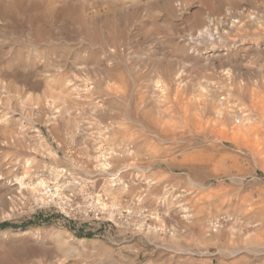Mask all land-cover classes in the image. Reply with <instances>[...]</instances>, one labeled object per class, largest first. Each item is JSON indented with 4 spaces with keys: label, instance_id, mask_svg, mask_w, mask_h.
<instances>
[{
    "label": "rangeland",
    "instance_id": "374dc122",
    "mask_svg": "<svg viewBox=\"0 0 264 264\" xmlns=\"http://www.w3.org/2000/svg\"><path fill=\"white\" fill-rule=\"evenodd\" d=\"M25 1L27 4L24 2V0L23 1H21V0H7V3H5V5H0L1 6L0 8L2 10H4V12H3L0 9V11L3 12V13L0 12V27L2 26V29H0V34H1L0 35V38H1L0 39V51H1L0 52V90H1L0 96H3V95L5 96L3 89H4V87L10 86V85H8L9 83H12L13 85H11V87H8L7 88L8 90H9V88L16 90L17 89L16 85H18V87L20 86L19 88L23 87V85L20 82H18V80L16 78L13 77V73L15 71L14 70V65H15L14 61L21 60L22 62H25V63L29 62L28 64H30V65H28L27 67L19 68L21 72L22 71H24V72L32 71L33 65H35V64L36 65L34 68H36V69H37L36 66H40L41 68L47 66V64L43 62V59H35L38 57L34 58L35 47L33 48V45H31L29 43V39L31 37H30V34L28 33V30L30 27H32V25L30 24L29 21H31V17H32L33 13L35 12L34 9L39 4L38 3H37L38 5L36 3L32 4V3H29V1H27V0H25ZM79 1H81L80 4H79ZM96 1H97L96 5L98 4V7H101V9H102L103 0H96ZM221 1L222 0H216V1L215 0H181V3L179 4L178 8L180 7L179 10H180V12H182V14L184 13V16L180 13L178 16L181 19H186L188 17L189 13H194L195 17L197 18V19H195V17H194V19H195L194 21L197 20L200 22V21L204 20V22L206 21V23H208L210 18L213 17V14H215L214 16H216V15H219L221 12L224 11L225 8L222 9L223 3L221 4ZM16 2H18V3L16 4ZM77 2L78 3H76V5H77L76 8H78V10L83 8V7H84L83 9L87 10V5L89 3H92V0H78ZM28 3L31 7L28 5ZM242 3H245V6L247 5L251 10H255V11L258 10V9H256L257 6H254L253 3L251 2V0H237V1L236 0H230V6L232 7V10H234V11L241 10L242 9V7H241ZM78 4L81 5V8L79 7ZM15 5L17 7L18 6H21V7H18V9H17V7ZM85 5H86V7H85ZM183 5H185L184 6L185 8L183 7ZM14 6L16 7V9ZM27 6H29V7H27ZM41 6H42V4H41ZM6 7L9 9H3ZM24 7L27 10H25ZM19 8H21V11ZM182 8H184V9H182ZM11 9L12 10L15 9V10L13 12H11V11H9ZM28 9H30L29 10L30 13L26 12V11H28ZM31 9H32V12H31ZM211 9L213 11H210ZM23 10H25V11H23ZM216 11H219V12L215 13ZM22 12H23V14H22ZM24 12H25V14H24ZM206 12H207V14H206ZM116 14L119 15V13H116ZM185 14H186V16H185ZM202 14H204L206 16L205 19H204ZM22 15H26V17L22 16ZM108 15L110 16L111 13H108ZM27 17H28V19H27ZM200 17H203V18H200ZM194 21H193V23H194L193 25L197 26V27L199 26L200 28L199 27L195 28L193 25L191 28L190 27L187 28L186 26H181L180 34L183 35V32L186 30L194 32V34H199L200 29L204 28L203 26H201V24L203 25V22L202 23L200 22V24L198 25L199 22L196 21L197 22L196 23ZM8 25H11V26H8ZM4 26H7V27L5 28ZM11 29L12 30L15 29V30L12 31ZM134 29L135 28H132L133 33L136 31V29L135 30ZM1 30H3V31H1ZM21 30H23V32H21ZM30 30L32 31L31 28H30ZM132 30H131V32L125 33L124 37L119 42V47L116 48V50L113 51V53L110 51H107L105 49V51H107V54H105L104 50H101V55L99 54V56L94 59L95 61L90 60V61H84V62L76 64V65H80L82 63L83 64L87 63L86 65H88L90 63L91 64L94 63V65L95 64L99 65L97 70L95 69L93 71H91V70L90 71L89 70L84 71L85 73L84 72L82 73V70L81 71H75L74 70L75 71L74 75H76V73H77L80 77H82L83 82L86 78L90 79L91 77L92 78L90 80L93 82L98 81L99 79L101 80L102 78L105 81H107V79L109 78L108 80L111 84L110 83H109V85L105 84L103 86V88L101 87V88L96 89V92L94 95V97H100V99H102V101L100 100L101 101V108L99 111L100 114H98V112L92 113L90 111L89 102H92L91 99H85L84 104H87V105H83L82 107H78L79 111L76 108L77 109L76 111H78L77 113L74 112L75 110H73L75 108H73V109L71 108L70 110L72 111V113H71V111H68V113H67L68 116L64 115V114H66V112H67L66 111L63 113V116H59L61 119L59 117L55 118V121L53 119L52 123L54 125H52V123L51 124L48 123V121H47L48 117H44V116H46L44 110H43L44 112L42 111V113H40V115L36 114L37 117L35 116V114H29L28 115V113H27V115L30 116L33 120V121L31 120L32 124L30 123L31 124L30 126H33L36 129L39 128L41 130L42 135L45 138V141L41 144H46L47 146L45 145V147H47V148H45L44 145L41 147V144L39 143L40 139L37 138V135L32 133V132L26 134V138H24L25 139L24 145L26 146V148L29 147V145H28L29 143H30V147H32V148H33V146H37L39 148V151H38L39 153L38 152L36 153L37 155L35 154V155L31 156V154H34L35 152L30 153L28 150H26L28 152L22 151V153L21 152L17 153L16 151H13L12 149H10V150L4 149L0 145V167H1L0 168V178H1L0 179V194H1L0 200H1V203L4 202L3 203L4 205L0 204V206H1L0 207V225H16V224L23 223L26 220L30 221L34 215L44 216L46 218V223L44 225L38 226L36 231L39 232L41 228H44L47 231L48 235L54 237V239H55V244H54V247L52 249V254L50 256L46 257L49 260L50 264H77V263L78 264H208V263L209 264H263L264 263V251L263 252L260 251V253H259L256 246L258 247V246L264 244V237H263L264 236V222H262V221H264V219H263V216H264V214H263V212H264V210H263L264 209V162H263L264 152L263 151L264 150L263 149L261 150L260 146L252 145V143L249 141V139L247 140V138H249V137H247L248 134H246V129H245V135L239 136L235 139L234 138L232 139L230 137L232 136L231 128L232 127L236 128L239 126L240 119L244 115L243 112L245 110L247 111V112L246 111L245 112L248 113L252 109L251 110L252 111L251 116L253 117V121H250V122L246 121V125H249L251 122H253L251 124V126H253V125L256 126L259 124V123H257V121H259L261 119L259 116L256 115L257 110L260 111V109H258V108H256L257 110L254 109L255 107H253V104L250 102L249 99H251L253 97L254 98L258 97V98H255V101L257 99L258 100L263 99V101L260 102V104H261V106H262V104H264V92L262 91V90H264V82H263L264 81V75H262V74H264V63H263L264 62V52H263L264 51V17L262 19L261 24L255 23L254 25H251V26L248 25L245 27H241L238 29L237 32H234V33L229 32V33L223 34L218 29L214 28V26L212 29L211 28L206 29V31L209 30L210 33H209V31L204 32V35L201 37V39H202L201 44H199L197 46L195 45L196 47H194V50L191 51V53H190V55L192 56L191 60H180L181 59L180 57H178L176 59V57H173V56H164L163 58H161L160 56L153 54L152 49L157 46L156 43H152L151 47H149L148 44L147 43L145 44V42H142V40L143 41H149L150 39L153 40L154 36H155V38L157 37V34H158L157 30L153 29V31L146 33V35L141 39H138L136 36H133ZM211 30H212V32H211ZM11 32H13V34ZM16 32H18V33H16ZM4 33H6V35ZM246 33L250 34V35H247ZM2 34H3V36H2ZM217 34H218V36H217ZM7 35H9V36H7ZM27 35H28V37H27ZM231 35H232V37H231ZM245 35H247V38H244V37H246ZM147 36H148L149 40H148ZM149 36H152V38ZM221 36H223L222 37L223 39L221 38ZM249 36H251V37H249ZM3 37L5 39H3ZM219 37L223 41H221L220 39L218 40ZM177 38L179 39V37H176V39ZM211 38H212V40H211ZM235 38H237L238 40ZM6 39H8V40H6ZM164 39H173V38L171 36L170 37L165 36ZM20 40L21 41L24 40L23 41L24 43L21 42ZM240 40L242 42H240ZM14 41H15V43H14ZM211 41L212 42L216 41V42H218V44L221 45V47H223V50L220 53L221 55L217 56V57H212V58H204V56H203L205 53L204 49L206 48L207 44L211 43ZM226 41H228V42H226ZM219 42H222V44H225V45H222ZM182 43L186 47L189 46L188 48L191 49V46L186 45L185 41H183ZM231 43H232V45H230ZM234 44H236V47H234ZM18 47L20 50L18 49ZM224 47H228L229 49L231 47H233V49L231 48L233 53H231V54L228 52H227L228 54L223 53ZM236 49H237V51H236ZM27 50H30V51H27ZM5 51L6 52L10 51L11 53L7 52V55H6ZM234 51H235V53H234ZM149 52H150V54H149ZM250 52H251V55H250ZM29 53H30V55H29ZM11 54L12 55L14 54L17 56H14V55L12 56ZM23 54H24V56H23ZM102 54L103 55L105 54V55L103 56ZM232 54H234L235 56H240V57L244 58V61H245L244 63H247L249 65H246V66L243 65L242 66V65L237 64V66L236 65L233 66V64L231 63V59H230L233 56ZM4 55H5V57L2 58ZM225 55H227V56L225 57ZM22 56H23V58H22ZM197 57H198V59H197ZM11 58H12V60H11ZM155 58H156V62H155ZM162 59H163V61H162ZM34 60H36V63ZM261 60H262V62H261ZM32 62H34V63H32ZM37 62L38 63L40 62V63L38 64ZM140 63H142V64H140ZM147 63H148L147 66H149V68L147 66L145 67V65ZM43 64H44V66H43ZM102 64H104V65H102ZM178 64H179V66H177ZM260 64L262 65L261 67H263V69L262 68L260 69ZM160 65L162 66V68L160 67ZM103 66H104V68H103ZM151 66H152V68H151ZM252 66H253V68H251ZM118 67H119V70H118ZM122 67H123V69H121ZM146 68H148L149 70ZM180 68H181V70H180ZM222 68H224V69L221 70ZM105 69H106V71H105ZM177 69H178V72H177ZM71 70H69V71L73 72V69H71ZM115 71H116V73H115ZM119 71H121L122 73L121 72L119 73ZM142 71L145 72L146 74L145 73L143 74ZM156 72L158 74H156ZM166 72H167V74H166ZM244 72H245V74H244ZM11 73H12V75H11ZM159 73H160V78H159V76H157V75H159ZM61 74H63V73L61 72ZM85 74H87V75H85ZM100 74H102L103 77ZM121 74H123V75H121ZM125 74H127L128 77ZM176 74H178V76ZM234 74H235V76H234ZM115 75H116V77L118 76V78L114 77ZM119 75L123 79L118 81V79H120ZM161 75H162V77H161ZM124 76L126 77V79L127 78L128 79L126 80ZM150 76L151 77L153 76V77L151 78ZM156 76L158 77V81H157ZM168 76H171V77H168ZM166 77H168V78H166ZM110 78H111V80H110ZM114 78L117 80L112 81V79H114ZM163 78H164V80H163ZM233 78L236 81V83L233 80ZM140 79L141 80L143 79V81H141ZM150 79H151V81H150ZM168 79H170V80H168ZM128 80H129V83L127 82ZM167 80H168V82L170 81V83L168 84L169 87H167L168 85H166L168 83ZM138 81H141V83H138ZM212 81H214V82H212ZM227 81L229 84L227 83ZM116 82H117V84H116ZM145 82L147 83L146 84L147 87L145 86ZM158 82H160V86H159L160 89H158V88L156 89L155 86H153V85L158 84ZM218 82L220 84H218ZM154 83H156V84H154ZM243 83H244V87H243ZM254 83H255V85H254L255 87L252 86ZM139 84H140V86H139ZM222 84H224V85H222ZM112 85H113V87H112ZM171 85L172 86L175 85V86L171 87ZM212 85H214L215 87L214 86L212 87ZM226 85H227V87H226ZM258 85H259V87H258ZM12 86H15L16 89L12 88ZM115 86H117V88ZM151 86H153V88H155L154 89L155 92ZM216 86H217V88H216ZM118 87L120 90L118 89ZM142 87L144 88L143 90H142ZM214 88H215V90H214ZM232 88H235V89H232ZM244 88H245V90H244ZM111 89H113V90L116 89V90L113 91ZM150 89H151V92H150ZM218 89H221V90H218ZM250 89H253V92ZM148 90H149V94H148ZM225 90H227V91H225ZM231 90H232V92H231ZM242 90H244L243 93H242ZM117 91H119L121 93H119ZM221 91H225V92H221ZM123 93H124V95H123ZM155 93H156V96H155ZM239 93L240 94L242 93V94L240 95ZM151 95L153 96V98L151 97ZM219 95H220V97H219ZM109 96H110V98H109ZM139 96L141 99L139 98ZM159 96L162 98L159 99ZM237 96H242V97L240 99V97H237ZM232 97H233V99H232ZM224 98H226L225 99L226 101L224 100ZM5 99H6V96H5L4 100ZM115 99H116V101H115ZM231 101H233V102H231ZM113 102H115L116 104ZM212 102L214 104H217V105H213ZM228 102L231 104H229ZM247 102L249 103V105ZM238 103H240L241 106H240V104L237 105ZM223 104H225V105H223ZM116 105H117V107H116ZM228 105H229V107H228ZM230 105H232V106H230ZM85 106H87V107L85 108ZM219 106L223 110V111L221 110L222 112L221 111L219 112L220 115H219V113H216V112H218V110H220ZM222 106H223V108H222ZM114 107H116V108L113 109ZM140 107H142V108L140 109ZM215 107H217V111L215 110L216 109ZM246 107H248V108H246ZM138 108H139V110H137ZM119 109H120V111H118ZM233 109L235 110V113H234ZM254 110H256V111H254ZM155 111L157 112V114H155ZM200 111H201V113H200ZM251 111H250V113H251ZM105 112H106L107 116L105 115ZM197 112H198V114H197ZM208 112H209V114H208ZM78 113H80V115ZM123 113H124V116H123ZM70 114H71V117L69 116ZM116 114H118V115H116ZM161 114L163 115V117ZM212 114L213 115L215 114V116H213V117L210 116ZM89 115L92 116L93 119ZM158 115L160 117H158ZM175 115H176V117H175ZM194 115H195V117H194ZM226 115H228V117ZM238 115L239 116L242 115V116L240 118H238ZM72 116L73 117L78 116V118H80V116H81V118H80L81 120H79L77 117L73 118ZM99 116H100V118L98 119ZM108 116L109 117L111 116V117L109 118ZM216 116L218 118H215ZM230 116H232V117H230ZM63 117H65V118L63 119ZM83 117H84V119H83ZM196 117H197V119H196ZM221 117H223V120ZM69 118H70L71 124H69V121H68ZM94 118H95V120H94ZM106 118H107V120H106ZM224 118L225 119L227 118V120H225ZM228 118L230 119L229 123H228V120H229ZM43 119L45 120V122L43 121ZM75 119H76V123H75ZM103 119H105V120H103ZM216 119L218 121V125H216L217 124ZM8 120L11 122L9 126H11L13 128L17 127L19 125V121L16 120L15 115L12 117H9ZM89 120H91V121H89ZM98 120H101V122L102 121L103 122L99 123ZM231 120H232V123H231ZM254 120H256V123L254 122ZM61 121H62V123H61ZM72 121H73V123H72ZM105 121H107V122H105ZM114 121H115V123H114ZM166 121H167V123H166ZM196 121L200 122V123L202 121L203 122L211 121V122L215 123L217 128L215 126L214 131H213L214 134L212 133V136L213 135L214 136L212 137L210 135L211 133L209 131L203 132V129L202 130L198 129L199 127H196V125H197ZM225 121L228 125L232 124L231 127L228 126L225 123ZM55 122L58 125L55 124ZM80 122L82 123L81 125L85 124L82 126L83 128L81 127ZM89 122H90V124H89ZM157 122H159V123H157ZM178 122H180L181 124ZM183 122H184V124H183ZM247 122H248V124H247ZM66 123L68 125V126H66V131L68 134L65 131ZM135 123H136V125H135ZM195 123H196V125H195ZM234 123L236 125H234ZM62 124H63V126H62ZM137 124H139V125H137ZM59 125H61L62 128ZM77 125H78V127H80L78 135L76 133V131H77L76 128H78ZM111 125L115 129H111L112 128ZM178 125H179V128H178ZM180 125H181V128L183 127L182 130H180L181 129ZM189 125L190 126L192 125V128H191L192 130L190 129ZM72 126H73V128H72ZM84 126H85V128H84ZM115 126H117V127H115ZM153 126H154V128H153ZM160 126H162V128ZM193 126L196 127V129ZM69 127H71V128H69ZM133 127H134V129H133ZM164 127H165V129H164ZM48 128L50 130H53L51 128H55L56 130L57 129L58 130L57 131H55V130L49 131ZM100 128H102L101 131H100ZM108 128H110V129H108ZM228 128H230V129L228 130ZM68 129H70L69 132H68ZM96 129L98 132L96 131ZM104 129L105 130L107 129L108 131H105ZM157 129L159 130V132ZM178 129H179V131H178ZM155 130H156V132H155ZM188 130L191 131L192 133L189 132ZM63 131H65V132H63ZM110 131L114 132L115 134L113 135L111 133V136H110ZM59 132L62 133L61 138L59 137L60 136ZM71 132H73V133H71ZM194 132L195 133L198 132V134L196 135ZM228 132H229V134H228ZM100 133L102 134V136ZM159 133H160V135H159ZM189 133H191V134H189ZM201 133H203V134H201ZM31 134L34 136H31ZM71 134L73 135L74 139L72 138ZM105 134H107V135H105ZM219 134H220V136H222L223 140L225 139V142H226L225 144H223V142H222L223 140L221 139ZM223 134H224V137H223ZM170 135H171V137H170ZM216 135H217V137H216ZM83 136L85 137L84 138L85 140L82 138ZM159 136L160 137L162 136V137L160 138ZM227 136H229V138ZM57 137H59V138H57ZM166 137H167V139H166ZM55 138L58 140H56ZM78 138H80V139H78ZM147 139H149V141L151 140L152 143H150ZM184 139H186V140H184ZM237 139L238 140L240 139V140L238 141ZM79 140H80V143H79ZM188 140H189V142H188ZM242 140H244L245 143ZM154 141L157 144L156 145L157 147L155 146ZM181 141H183V143ZM235 141H238V142L241 141L242 144L238 143V142L235 143ZM36 142H38V144ZM75 142H77V143H75ZM148 142H149V144H148ZM175 142H177V143H175ZM192 142H194L193 145H192ZM207 142H209V143L211 142L210 143L211 146ZM26 143H27V145H26ZM81 143H84V145ZM123 143H125V144H123ZM162 143H163V145H161ZM188 143H189V145H188ZM198 143H200V144H198ZM201 143H202V145H201ZM217 143H218V145H217ZM78 144L79 145L81 144V146L79 147ZM122 144H123V146H122ZM126 144L128 147L126 146V148H125ZM181 144L183 147L181 146ZM183 144L186 146H184ZM203 144H204V146H203ZM205 144H207V145L205 146ZM248 144H249V146H248ZM101 145H103L104 147ZM117 145H119V146L117 147ZM97 146L102 148L103 150H105V152H107L106 156L108 157V161H109V164L106 165L105 170H102V172L98 171L100 168V165H97V162H96L97 158L95 156L96 155L95 152L99 151V148ZM153 146H155L156 148ZM176 146H177V148H176ZM213 146L215 147L216 150L214 149ZM121 147H122V150L124 152H128V153L123 154L124 152L121 150ZM184 147H187V148L184 149ZM202 147L204 148V151H203ZM210 147L211 148L213 147V149H210ZM221 147L223 148L222 150H221ZM250 147H251V149H249ZM83 148L86 151L82 150ZM116 148H118V149H116ZM129 148L133 151H131ZM218 148H219V152L217 151ZM246 148H247V150H246ZM41 149H42V152H41ZM46 149H48V150H46ZM71 149H73L74 151L76 150L74 152V154L79 153L80 155L79 154L73 155V153H71L73 150H71ZM89 149H90V151H89ZM126 149L127 150L129 149V150L126 151ZM168 149H169V151H167ZM177 149H179V150H177ZM192 149H194V150H192ZM199 149H201V150H199ZM225 149H226V151H223ZM43 150H44V154H43ZM252 150H254V153ZM177 151H179V153ZM213 151H215V153H213ZM232 151H234V152H232ZM258 151L260 154L258 153ZM202 152H204V153H202ZM255 152H256V155L258 154L257 156L255 155ZM15 153L18 154V156H19L18 158H17V155ZM23 153H24V155H23ZM161 153L162 154L164 153V154L161 155ZM170 153H172V154L174 153V154L171 155ZM220 153H223V154H220ZM232 153L234 155H232ZM177 154H178V156H177ZM182 154H183V156H182ZM186 154L188 155V157ZM239 154L242 156H240ZM28 155H30V156H28ZM71 155L74 157H72ZM120 155H122V156H120ZM220 155L222 156V160L228 156L229 158L228 157L227 158L229 159L228 161H230V162L227 161V158L224 159L225 161L224 160L219 161V160H221ZM13 156H16V157H13ZM67 156L68 157L70 156V157L68 158ZM94 156H95V158H94ZM162 156H163V159H162ZM189 156H191L190 158H192L191 159L192 161L190 160ZM192 156H194V157H192ZM217 156H218V158H217ZM262 156H263V158H262ZM202 157H204L205 159ZM252 157H253V160H252ZM256 157L258 159H256ZM16 158H17V160H21L20 161L21 164L26 162V160H29V159L33 160V162H32L33 165L28 170H30V174L34 180L37 181L38 179L40 180L41 178L45 179L46 183L49 185V187H48L49 193H50V191H51V193H52V191H55V181H56L55 177L59 173H61L59 175L66 182L59 186V191L70 192V194H72L70 196L73 200L71 199V201L66 204V202H64V201H59V200L53 201V200H51V197L48 196L49 194L44 195V196H47L48 198L47 197L46 198L40 197V198L35 199L32 196V194H30V193L28 195L29 198H27L28 196H26L28 193L21 194V198H19L20 197L19 193L18 194L10 193L9 190L7 189V186L5 183V182H7L8 178L10 177L9 175L10 174L12 175L13 172L16 173L18 170L20 172L23 171L20 163L16 164ZM182 158L187 160L186 164H185L186 160H184V162H182L183 161ZM197 158L198 159L201 158L202 160L200 159L198 161ZM234 158H236V160ZM176 159H178V161H176ZM203 159L205 160V162ZM241 159H243V160H241ZM10 160H11V162H15L14 164H16V165L11 164ZM170 160H172V161H170ZM174 160L177 163H174L175 162ZM208 160H210V161H208ZM34 161H35V163H34ZM93 161H94V163H93ZM215 161H216V164H215ZM251 161H252V163H251ZM259 161H261V166L259 165L260 164ZM226 162H227V164H226ZM236 162L239 163V165ZM253 162H255V163H253ZM89 163H90V166L88 165ZM92 164L94 165V167ZM214 164H215V166H214ZM253 164H255V165H253ZM262 164H263V166H262ZM128 165H129V167H128ZM218 165H219V167H218ZM227 165H228V167H227ZM235 165H236V167H235ZM244 165H245V167H243ZM259 166H260V168H259ZM119 167H121L120 169L122 170L121 178L123 177L121 180V183L116 187H111L112 189L108 188L107 187L108 186L107 180L109 181L111 177L113 178V173L117 172ZM95 169H96V172H95ZM204 169H206V170H204ZM233 169H234V172L232 171ZM52 170H54V172ZM59 170H60V172H59ZM216 170H217V172H216ZM237 171H238V173H237ZM239 171H240V174H239ZM55 172L57 174H55ZM235 172H236V174H235ZM193 173L195 174V176ZM197 173H199L200 175L202 174L203 176H199ZM196 174H197V176H196ZM237 174H239L241 177ZM191 176L194 178V180L192 179ZM229 176H232V177H229ZM92 180H94V181L92 182ZM189 180H191V181H189ZM132 181H136V183L134 184V183H132ZM194 181H196V182H194ZM199 181H201L202 183L201 182L199 183ZM125 185H127V187H125ZM199 185L201 187H199ZM1 186H3V187H1ZM185 187L188 190H186ZM6 190H8V191L6 192ZM183 190L186 192H183ZM180 191H181V193H180ZM145 192H147V195H145ZM184 193H186L187 195ZM116 194H117V196L114 197ZM99 195H100V197H102V199L109 202L108 203L109 206L107 205L109 207V209L111 208L110 207V200L112 198H114V199L116 198V200L119 201L121 209H122V212H118L120 214H117L119 219L117 218V216L115 217L117 219H114V218L111 219V217L108 216L107 212H105V214H94V212L92 210V212H90V213H93V214L89 213V215H85L83 213L84 204L85 203L87 204V203L91 202L92 200L96 201L98 199ZM8 196H9V199H8ZM187 196H189V197H187ZM3 198H5V201L3 200ZM13 198H15L14 203L10 201L11 199L13 200ZM2 200H3V202H2ZM157 200L160 202H157ZM121 202H123L122 205H121ZM258 202H259V204H258ZM5 204L9 205V209H8L7 205H6L7 210L5 209ZM162 204H164V205H162ZM195 204H196V206H195ZM256 204L259 207L256 206ZM181 206H182V210H181ZM161 207L163 209H161ZM253 207H254V212H256L255 214L252 210ZM72 208H74V210H76V211H71ZM259 208H261V209L259 210ZM4 209L9 213L4 211ZM135 209H137L138 212L135 211ZM185 209H188L191 211V216L189 219H185L182 216L184 213L183 211ZM2 210H3V212H2ZM130 210L131 211L134 210V211L131 212L132 213L131 215H128L130 213ZM140 210L143 211L145 214H149V215L152 212L155 217L147 219L148 220L147 221L146 218H142V216L140 214L138 215ZM196 210H197V213H199V214L195 213ZM262 210H263V212H262ZM181 211H182V213H181ZM250 211L253 212L254 216H256L257 213L259 216L261 215L263 220L261 219V217H260V219L256 218V217H258V215L256 217H253V214ZM259 211H261V212H259ZM134 212H136V213H134ZM163 212H165L164 213L165 215L163 214ZM249 212L252 215L251 218H248L250 216ZM2 213H4L6 216H4V214H2ZM176 213H177V215H176ZM7 214H10L9 215L10 217ZM192 214L195 215V217L198 219H196L194 216H192ZM127 215L129 218L127 217ZM197 215H198V217H197ZM226 215H228V217L230 219L229 218L227 219ZM253 218L256 220H254ZM173 219L174 220L176 219L178 221L175 220V222H173ZM206 219H208V220H206ZM215 219H218L217 221L221 220L222 226L219 227L218 230H216V228H214V230H215L214 231L210 227H211V224L216 222ZM236 219H237V221H236ZM250 219H251V221H250ZM144 220L148 223H151V224L158 223V224H162L164 226L166 225L167 229L165 226L164 233H159V234H156V233H150L149 234V233L143 232L142 230L139 229V227H140L141 223L144 222ZM202 220L204 222H202ZM247 220L249 221L248 225H247ZM253 220H254V223L256 221H258L256 223V225L254 224V226H255L254 228L252 226ZM207 221H209L211 224ZM211 221H213V222H211ZM241 221H242V224L239 223ZM243 221H245V222H243ZM259 221H261V222H259ZM170 222H171V224H175V223L176 224L173 226L170 224ZM200 223H201V225H200ZM178 224H179V226H178ZM193 224H194V227H193ZM257 224L261 225V226L259 227ZM172 226L175 227V230L173 229ZM256 226H257V230H255ZM243 227H244V229H243ZM171 228H172V230L170 231ZM205 229L208 231L210 230V231L208 232ZM248 229H249V231H248ZM173 230L175 233L172 234ZM250 231L255 235L251 234L250 238L252 240L249 239L251 241H248L247 235H249V234H246V232L250 233ZM256 231H259V232H256ZM204 232H205V234H204ZM201 233H203L204 236L207 234L206 235L207 237H209L211 239L213 238V239L210 241L209 238H207L208 239L207 240V239H205V237L203 235H202L203 236V238H202ZM2 234H3L4 238L7 239L8 231L6 229L3 231ZM174 234H175V236H174ZM238 234H240V235H238ZM244 234H246V235L244 236V238H242ZM256 235L257 236L260 235L261 237L260 236L259 237L261 239L263 238V240H260V238H258ZM252 236H254V239ZM71 238H73V239L70 240ZM214 238H216V239H214ZM238 238H239V241H238ZM205 240H207V241H205ZM252 245L255 249L252 248ZM247 248H250V249H247ZM251 249H253V251ZM230 251H233L234 254Z\"/></svg>",
    "mask_w": 264,
    "mask_h": 264
},
{
    "label": "bare ground",
    "instance_id": "6f19581e",
    "mask_svg": "<svg viewBox=\"0 0 264 264\" xmlns=\"http://www.w3.org/2000/svg\"><path fill=\"white\" fill-rule=\"evenodd\" d=\"M21 1H23V0H21ZM27 1H29V0H27ZM78 1V0H77ZM216 1V0H215ZM237 1V0H236ZM13 2V1H12ZM24 2L26 3V1L24 0ZM23 2V3H24ZM87 2V1H86ZM85 2V3H86ZM90 2V1H89ZM97 2V1H96ZM241 2V1H240ZM251 2L253 3V5L254 6H257L256 7V9H258L257 11H255V10H251L247 5L245 6V3H242L241 4V7H242V9L241 10H237V11H234V10H232V7L230 6V0H222L221 1V4L223 3V7H222V9L223 8H225L224 9V11L223 12H221L219 15H216V16H214L215 14H213V17H211L210 18V20L208 21V23H206V21L204 22V20L203 21H200L201 23L203 22V25L201 24V26H203L204 28H202V29H200V31H199V34H194V32H192V35L193 36H195V37H197V41L196 42H194L193 44H188L185 40V43H186V45H194V44H196V46L197 45H199V44H201V37L204 35V32L206 31V29H212L213 28V26H214V28H216V29H218L221 33H223V34H225V33H229V32H237L238 31V29L239 28H241V27H245V26H248V25H254L255 23H258V24H261L262 23V19H263V17H264V0H251ZM18 2H16V4H17ZM78 3V2H77ZM81 3V1H79V4ZM184 3V2H183ZM197 3V2H196ZM220 3V2H219ZM10 4V3H9ZM12 4V3H11ZM14 4V3H13ZM27 4V3H26ZM33 4V3H32ZM37 4V3H36ZM39 4V5H38ZM37 5L38 6H36V8L34 9L35 10V12L33 13V15H32V17H31V21H29L30 22V24L32 25V27H30L31 29H32V31L30 30V28H29V30H28V33L30 34V39H29V43L31 44V45H33V48L35 47V49H34V53H35V56H34V58L35 57H38V58H35V59H43V62L44 63H46L47 64V66H45V67H43V68H41L40 66H36L37 67V69L36 68H34L35 67V65H33V69H32V71H29V72H24V71H20V69L19 68H25V67H27L28 65H30V64H28V63H25V62H22L21 60H18V61H14L15 62V65H14V73H13V77L14 78H16L17 80H18V82H20L22 85H23V87L22 88H19L18 87V85H16L17 87V89L15 88V86H12V88H14V89H16V90H13V89H10L9 88V90L7 89L8 87H11V85H13L12 83H9L8 85H10V86H7V87H4V89H3V91H4V93H5V96H6V99L4 100V98H5V96L3 97V96H0V145L4 148V149H12L13 151H16L17 153L19 152H21L22 153V151L24 152V151H26V150H28L30 153L31 152H35L34 154H31V156L32 155H35L38 151H39V148L37 147V146H33V148L32 147H30V143L28 144L29 145V147L28 148H26V146L24 145L25 143V139L24 138H26V134L27 133H30V132H32V133H34V134H36L37 135V138H39L40 139V141H39V143L41 144V143H43L44 141H45V138H44V136L42 135V132H41V130L39 129V128H35V127H33V126H30L32 123H31V120H32V118L30 117V116H28L29 114H35V116H36V114H39L40 115V113H42V111L44 110L45 111V115L46 116H44V117H48V119H47V121H48V123L49 124H51L52 123V120L54 119V121H55V118H57V117H59V116H63V113L64 112H66V114H64V115H66V116H68L67 115V113H68V111H71L70 109L72 108H75V109H73V110H75L74 112H78L79 111V109H78V107H82L83 105H87V104H84V102H85V99H91L92 100V102H89V104H90V111L92 112V113H96V112H98V114H100L99 113V111H100V108H101V101H102V99H100V97H94V95H95V92H96V89H98V88H103V86L105 85V84H107V85H109V78L107 79V81H105L103 78L100 80H98V81H95V82H93V81H91L90 79L92 78H90V79H85L84 80V82H83V79H82V77H80L77 73H76V75H74V72L75 71H81L82 70V73L84 72V71H93V70H97L98 69V67H99V65L97 64H95L94 65V63L93 64H88V65H86V64H80V65H75V67H69V66H67V64L66 63H62V62H60L59 60H50V59H46V55H47V50L51 47V44H50V40H52V39H54V37L51 35V33L49 32V26L53 23V22H55L56 21V19H57V13L55 12V11H48L47 10V8L44 6V4H42V6H41V4L40 3H38ZM78 4V5H79ZM256 4V5H255ZM5 5V4H4ZM7 5V4H6ZM21 5V4H20ZM28 5H29V3H28ZM84 5V4H83ZM193 5V4H192ZM10 6V5H9ZM16 6V5H15ZM14 6V7H15ZM30 6V5H29ZM29 6H27V7H29ZM33 6V5H32ZM96 6H98V4L96 5ZM185 5H183V7H184ZM222 6V5H221ZM1 7V6H0ZM17 7V6H16ZM16 7H15V9H16ZM18 7H21V6H18ZM18 7H17V9H18ZM23 7V6H22ZM31 7V6H30ZM76 7H77V5H76ZM79 7L81 8V5H79ZM83 7V6H82ZM85 7H86V5H85ZM188 7V6H187ZM13 8V7H12ZM33 8V7H32ZM84 8V7H83ZM180 8V7H179ZM179 8L178 7H174V14H177V15H179V13L180 14H182V12H180V10H179ZM185 8V7H184ZM184 8H182V9H184ZM1 9V8H0ZM3 9H9V8H3ZM14 9V10H15ZM20 9V11H21V8H19ZM24 9H25V7H24ZM2 10V9H1ZM14 10H9V11H11V12H13ZM25 10H27V9H25ZM25 10H23V11H25ZM29 10L30 9H28V11H26V12H28V13H30L29 12ZM77 10H78V8H77ZM3 12H4V10H2ZM2 11H0L1 13H3ZM183 11V10H182ZM186 11V10H185ZM210 11H213L212 9L210 10ZM209 11V12H210ZM215 11V10H214ZM31 12H32V9H31ZM205 12V11H204ZM219 11H216L215 13H218ZM6 13V12H5ZM187 13V12H186ZM22 14H23V12H22ZM24 14H25V12H24ZM27 14V13H26ZM206 14H207V12H206ZM6 15V14H5ZM111 15H112V13H111ZM110 15V16H111ZM116 15H118V14H116ZM183 16H184V13L182 14ZM203 15V17H204V19H205V15L204 14H202ZM212 15V14H211ZM22 16H25L26 17V15H22ZM21 16V17H22ZM185 16H186V14H185ZM201 16V15H200ZM199 17V16H198ZM203 17H200V18H203ZM209 17V16H208ZM27 19H28V17H27ZM26 19V20H27ZM195 19H197L196 17H195ZM194 19V20H195ZM10 20V19H9ZM24 20V19H23ZM8 21V20H7ZM197 21V20H196ZM196 21H194V22H196ZM197 22H199V21H197ZM196 22V23H197ZM200 22L198 23V25L200 24ZM27 23V22H26ZM194 24V23H193ZM192 24V25H193ZM30 25V26H31ZM8 26H11V25H8ZM183 26V25H182ZM194 26V25H193ZM261 26V25H260ZM5 28L7 27V26H4ZM16 27V26H15ZM21 27V26H20ZM29 27V26H28ZM192 27V26H191ZM190 27V28H191ZM195 28L197 27V26H194ZM199 27V26H198ZM197 27V28H198ZM17 28V27H16ZM25 28V27H24ZM187 28H189V27H187ZM200 28V27H199ZM0 29H2V26L0 27ZM13 29V28H12ZM11 29V30H12ZM23 29V28H22ZM4 30V29H3ZM3 30H1V31H3ZM6 30V29H5ZM15 30V29H14ZM14 30H12V31H14ZM17 30V29H16ZM135 30V29H134ZM186 30V29H185ZM199 30V29H198ZM241 30V29H240ZM187 31V30H186ZM194 31V30H193ZM207 31H209V30H207ZM206 31V32H207ZM216 31V30H215ZM245 31V30H244ZM21 32H23V30H21ZM27 32V31H26ZM211 32H212V30H211ZM217 32V31H216ZM10 33V32H9ZM12 34H13V32H11ZM16 33H18V32H16ZM132 33H133V30H132ZM209 33H210V31H209ZM239 33V32H238ZM241 33V32H240ZM5 35H6V33H4ZM20 34V33H19ZM22 34V33H21ZM28 34V35H29ZM206 34V33H205ZM214 34V33H213ZM244 34V33H243ZM247 34V33H246ZM252 34V33H251ZM1 35V34H0ZM26 35V34H25ZM24 35V36H25ZM28 35H27V37H28ZM207 35V34H206ZM215 35V34H214ZM220 35V34H219ZM247 35H250V34H247ZM247 35H245L246 37H244V38H247ZM255 35V34H254ZM2 36H3V34H2ZM7 36H9V35H7ZM13 36V35H12ZM11 36V37H12ZM23 36V35H22ZM134 36V35H133ZM217 36H218V34H217ZM229 36V35H228ZM244 36V35H243ZM6 37V36H5ZM15 37V36H14ZM149 37H151L152 38V36H149ZM170 37V36H169ZM223 36H221V38H222ZM231 37H232V35H231ZM236 37V36H235ZM239 37V36H238ZM249 37H251V36H249ZM147 38H148V36H147ZM173 38V37H172ZM214 38V37H213ZM234 38V37H233ZM242 38V37H241ZM240 38V39H241ZM1 39V38H0ZM3 39H5L4 37H3ZM12 39V38H11ZM14 39V38H13ZM20 39V38H19ZM146 39V38H145ZM154 39H156L155 38V36H154ZM153 39V40H154ZM178 39V38H177ZM220 39V37L218 38V40ZM223 39V38H222ZM222 39H220L221 41H223ZM226 39V38H225ZM235 39H237V38H235ZM255 39V38H254ZM6 40H8V39H6ZM128 40V39H127ZM148 40H149V38H148ZM151 40V39H150ZM211 40H212V38H211ZM238 40V39H237ZM21 41V40H20ZM24 41V40H23ZM23 41H21V42H23ZM234 41V40H233ZM251 41V40H250ZM20 42V43H21ZM226 42H228V41H226ZM240 42H242L241 40H240ZM13 43V42H12ZM14 43H15V41H14ZM24 43V42H23ZM147 43V41H145V44ZM219 43H221L222 44V42H219ZM247 43V42H246ZM205 44V43H204ZM4 45V44H3ZM222 45H225V44H222ZM229 45V44H228ZM230 45H232V43L230 44ZM229 45V46H230ZM238 45V44H237ZM240 45V44H239ZM257 45V44H256ZM22 46V45H21ZM154 46V45H153ZM195 46V47H196ZM206 46V45H205ZM189 47V46H188ZM200 47V46H199ZM202 47V46H201ZM234 47H236V44H234ZM248 47V46H247ZM25 48V47H24ZM232 49H233V47H231ZM229 49L228 47H224V52L223 53H233L232 52V49ZM18 49H19V47H18ZM22 49V48H21ZM27 49V48H26ZM250 49V48H249ZM252 49V48H251ZM8 50V49H7ZM20 50V49H19ZM32 50V49H31ZM198 50V49H197ZM202 50V49H201ZM223 50V47H221V45L220 44H218V42H212L211 41V43H209V44H207V46H206V48L204 49V51H205V53H204V58H212V57H217V56H220L221 54V51ZM248 50V49H247ZM3 51V50H2ZM11 51V50H10ZM10 51H7V52H9V53H11ZM23 51V50H22ZM27 51H30V50H27ZM236 51H237V49H236ZM1 52V51H0ZM6 52V51H5ZM4 52V53H5ZM7 52L5 53L6 55H7ZM104 52H106L105 50H104ZM110 52H112L113 53V51H110ZM196 52V51H195ZM198 52V51H197ZM264 52V51H263ZM8 53V54H9ZM18 53V52H17ZM20 53V52H19ZM111 53V54H112ZM115 53V52H114ZM227 53V54H228ZM234 53H235V51H234ZM240 53V52H239ZM253 53V52H252ZM16 54V53H15ZM28 54V53H27ZM149 54H150V52H149ZM242 54V53H241ZM254 54V53H253ZM257 54V53H256ZM262 54V53H261ZM12 55V54H11ZM14 55V54H13ZM12 55V56H13ZM29 55H30V53H29ZM100 55H101V51H100ZM103 55V54H102ZM105 55V54H104ZM103 55V56H104ZM199 55V54H198ZM233 56H232V58H230L231 59V63L233 64V66L234 65H236L237 66V64H239V65H249V64H247V63H244L245 61H244V58H242V57H240V56H235L234 54H232ZM249 55V54H248ZM250 55H251V52H250ZM255 55V54H254ZM263 55V54H262ZM14 56H17V55H14ZM19 56V55H18ZM23 56H24V54H23ZM23 56H22V58H23ZM27 56V55H26ZM108 56V55H107ZM148 56V55H147ZM152 56V55H151ZM201 56V55H200ZM227 55H225V57H226ZM2 57V56H1ZM5 57V55L2 57V58H4ZM202 57V56H201ZM229 57V56H228ZM256 57V56H255ZM260 57V56H259ZM20 58V57H19ZM150 58V57H149ZM148 58V59H149ZM178 57H176V59H177ZM27 59V58H26ZM33 59V58H32ZM104 59V58H103ZM122 59V58H121ZM154 59V58H153ZM159 59V58H158ZM180 59V58H179ZM197 59H198V57H197ZM3 60V59H2ZM11 60H12V58H11ZM29 60V59H28ZM94 60V59H93ZM170 60V59H169ZM174 60V59H173ZM181 60V59H180ZM35 61V63H36V60H34ZM95 61V60H94ZM153 61V60H152ZM162 61H163V59H162ZM161 61V62H162ZM2 62V61H1ZM31 62V61H30ZM154 62V61H153ZM155 62H156V58H155ZM171 62V61H170ZM169 62V63H170ZM180 62V61H179ZM178 62V63H179ZM182 62V61H181ZM252 62V61H251ZM261 62H262V60H261ZM32 63H34V62H32ZM31 63V64H32ZM38 63V62H37ZM40 63V62H39ZM38 63V64H39ZM42 63V62H41ZM98 63V62H97ZM101 63V62H100ZM106 63V62H105ZM146 63V62H145ZM256 63V62H255ZM264 63V62H263ZM110 64V63H109ZM140 64H142V63H140ZM162 64V63H161ZM262 64V63H261ZM260 64V69L262 68L263 69V67H261L262 65ZM41 65V64H40ZM102 65H104V64H102ZM101 65V66H102ZM148 65V63L145 65V67ZM43 66H44V64H43ZM107 66V65H106ZM109 66V65H108ZM177 66H179V64L177 65ZM148 68H149V66H147ZM160 67L162 68V66L160 65ZM165 67V66H164ZM175 67V66H174ZM182 67V66H181ZM227 67V66H226ZM239 67V66H238ZM103 68H104V66H103ZM116 68V67H115ZM148 68H146V69H148ZM151 68H152V66H151ZM229 68V67H228ZM251 68H253V66L251 67ZM71 69H73V72H71L72 70ZM121 69H123V67L121 68ZM155 69V68H154ZM224 68H222L221 70H223ZM227 69V68H226ZM69 70H71V71H69ZM75 70V71H74ZM115 70V69H114ZM118 70H119V67H118ZM117 70V71H118ZM144 70V69H143ZM149 70V69H148ZM166 70V69H165ZM169 70V69H168ZM180 70H181V68H180ZM105 71H106V69H105ZM123 71V70H122ZM147 71V70H146ZM162 71V70H161ZM199 71V70H198ZM201 71V70H200ZM228 71V70H227ZM233 71V70H232ZM259 71V70H258ZM61 72L63 73V74H61ZM104 72V71H103ZM121 71H119V73H120ZM124 72V71H123ZM143 72V71H142ZM177 72H178V69H177ZM180 72V71H179ZM203 72V71H202ZM231 72V71H230ZM234 72V71H233ZM81 73V74H82ZM85 73V72H84ZM90 73V72H89ZM115 73H116V71H115ZM114 73V74H115ZM122 73V72H121ZM126 73V72H125ZM137 73V72H136ZM145 72H143V74H144ZM176 73V72H175ZM80 74V73H79ZM107 74V73H106ZM118 74V73H117ZM116 74V75H117ZM139 74V73H138ZM146 74V73H145ZM156 74H158L157 72H156ZM166 74H167V72H166ZM201 74V73H200ZM199 74V75H200ZM229 74V73H228ZM232 74V73H231ZM244 74H245V72H244ZM11 75H12V73H11ZM78 75V76H77ZM83 75V74H82ZM85 75H87V74H85ZM100 75H102V74H100ZM116 75L114 76V77H116ZM121 75H123V74H121ZM125 75H127V74H125ZM151 75V74H150ZM177 76H178V74H176ZM262 75H264V74H262ZM84 76V75H83ZM107 76V75H106ZM140 76V75H139ZM157 76H159V78H160V73H159V75H157ZM156 76V78H157V81H158V77ZM176 76V77H177ZM201 76V75H200ZM234 76H235V74H234ZM86 77V76H85ZM89 77V76H88ZM98 77V76H97ZM102 77H103V75H102ZM109 77V76H108ZM113 77V76H112ZM119 77H120V75H119ZM125 77V76H124ZM127 77H128V75H127ZM147 77V76H146ZM151 77V76H150ZM149 77V78H150ZM153 77V76H152ZM151 77V78H152ZM161 77H162V75H161ZM168 77H171V76H168ZM168 77H166V78H168ZM263 77V76H262ZM116 78H118V76L116 77ZM139 78V77H138ZM165 78V79H166ZM173 78V77H172ZM178 78V77H177ZM235 78V77H234ZM234 78H233V80H234ZM259 78V77H258ZM121 79H123L122 77H120V79H118V81L119 80H121ZM125 79H126V77H125ZM128 79V78H127ZM126 79V80H127ZM133 79V78H132ZM131 79V80H132ZM110 80H111V78H110ZM113 80H117V79H112V81ZM141 80V79H140ZM146 80V79H145ZM149 80V79H148ZM153 80V79H152ZM155 80V79H154ZM163 80H164V78H163ZM168 80H170V79H168ZM168 80H167V82H168ZM227 80V79H226ZM257 80V79H256ZM255 80V81H256ZM111 81V82H112ZM141 81H143V79L141 80ZM141 81H138V83H141ZM150 81H151V79H150ZM217 81V80H216ZM223 81V80H222ZM235 81V80H234ZM242 81V80H241ZM240 81V82H241ZM128 83H129V80L127 81ZM133 82V81H132ZM166 82V83H167ZM212 82H214V81H212ZM224 82V81H223ZM246 82V81H245ZM264 82V81H263ZM6 83V82H5ZM120 83V82H119ZM151 83V82H150ZM157 83V82H156ZM156 83H154V84H156ZM162 83V82H161ZM170 83V81L166 84V85H168ZM227 83H228V81H227ZM235 83H236V81H235ZM238 83V82H237ZM111 84V83H110ZM116 84H117V82H116ZM135 84V83H134ZM143 84V83H142ZM146 82H145V86H146ZM149 84V83H148ZM164 84V83H163ZM213 84V83H212ZM218 84H220L219 82H218ZM225 84V83H224ZM224 84H222V85H224ZM229 84V83H228ZM242 84V83H241ZM6 85V84H5ZM115 85V84H114ZM165 85V84H164ZM173 85V84H172ZM171 85V87H174V86H172ZM255 85V83L252 85V86H254ZM118 86V85H117ZM117 86H115L116 88H117ZM139 86H140V84H139ZM144 86V85H143ZM153 86H155V88L157 89H160L159 88V86H160V82H158V84H156V85H153ZM153 86H151L152 88H153ZM182 86V85H181ZM214 85H212V87H213ZM218 86V85H217ZM217 86H216V88H217ZM220 86V85H219ZM231 86V85H230ZM238 86V85H237ZM108 87V86H107ZM112 87H113V85H112ZM111 87V88H112ZM121 87V86H120ZM147 87V86H146ZM150 87V88H151ZM164 87V86H163ZM162 87V88H163ZM166 87V86H165ZM167 87H169V85L167 86ZM170 87V88H171ZM215 87V86H214ZM226 87H227V85H226ZM235 87V86H234ZM243 87H244V83H243ZM255 87V86H254ZM258 87H259V85H258ZM3 88V87H2ZM155 88H153V90L155 89ZM224 88V87H223ZM222 88V89H223ZM108 89V88H107ZM118 89H119V87H118ZM144 88L142 87V90H143ZM232 89H235V88H232ZM238 89V88H237ZM254 89V88H253ZM253 89H250V90H252V92H253ZM111 90H113V89H111ZM116 89H114L113 91H115ZM120 90V89H119ZM124 90V89H123ZM152 90V91H153ZM209 90V89H208ZM214 90H215V88H214ZM218 90H221V89H218ZM244 90H245V88H244ZM244 90H242V93H243V91ZM258 90V89H257ZM260 90V89H259ZM1 91V90H0ZM29 91V92H28ZM122 91V90H121ZM171 91V90H170ZM225 91H227V90H225ZM225 91H221V92H225ZM263 92H264V90H262ZM111 92V91H110ZM117 92H119V91H117ZM150 92H151V89H150ZM154 92H155V90H154ZM214 92V91H213ZM231 92H232V90H231ZM248 92V91H247ZM251 92V93H252ZM261 92V91H260ZM2 93V92H1ZM3 93V94H4ZM119 93H121V92H119ZM160 93V92H159ZM165 93V92H164ZM163 93V94H164ZM175 93V92H174ZM241 93V94H242ZM245 93V92H244ZM144 94V93H143ZM146 94V93H145ZM148 94H149V90H148ZM151 94V93H150ZM153 94V93H152ZM225 94V93H224ZM240 94V93H239ZM240 94V95H241ZM259 94V93H258ZM99 95V94H98ZM123 95H124V93H123ZM159 95V94H158ZM161 95V94H160ZM226 95V94H225ZM230 95V94H229ZM143 96V95H142ZM155 96H156V93H155ZM154 96V97H155ZM218 96V95H217ZM235 96V95H234ZM252 96V95H251ZM151 97L153 98V96L151 95ZM219 97H220V95H219ZM223 97V96H222ZM225 97V96H224ZM237 97H240V99H241V97L242 96H237ZM109 98H110V96H109ZM126 98V97H125ZM139 98H140V96H139ZM144 98V97H143ZM160 98H162V97H160L159 96V99ZM212 98V97H211ZM244 98V97H243ZM255 98H258V97H255ZM255 98L253 97V98H251V99H249L250 100V102L253 104V107H255L254 109H256V108H258V109H260V111L259 110H257V116H259L261 119L259 120V121H257V123H259L258 125H253V126H251V124L253 123V122H251L249 125H246V121H253V117L251 116L252 115V109L250 110L251 111V113H250V111L248 112V113H246L245 111L243 112L244 113V115L241 117V116H239L238 115V118H240L241 117V119H240V122H239V126L238 127H236V128H234V127H232L231 128V132H232V136L230 137V138H237V137H239V136H243V135H245V129H246V134H248L247 135V137H249V138H247V140L249 139V141L252 143V145H256V146H260V149L262 150H264V104H262V106H261V104H260V102H262L263 101V99L262 100H256L255 101ZM96 99V100H95ZM141 99V98H140ZM155 99V98H154ZM153 99V100H154ZM158 99V98H157ZM226 98H224V100H225ZM231 99V98H230ZM232 99H233V97H232ZM236 99V98H235ZM261 99V98H260ZM101 100V101H100ZM128 100V99H127ZM131 100V99H130ZM156 100V99H155ZM209 100V99H208ZM214 100V99H213ZM212 100V101H213ZM221 100V99H220ZM237 100V99H236ZM115 101H116V99H115ZM144 101V100H143ZM222 101V100H221ZM226 101V100H225ZM228 101V100H227ZM235 101V100H234ZM244 101V100H243ZM88 102V101H87ZM107 102V101H106ZM157 102V101H156ZM223 102V101H222ZM231 102H233V101H231ZM236 102V101H235ZM234 102V103H235ZM238 102V101H237ZM240 102V101H239ZM113 103H115V102H113ZM213 103V102H212ZM229 103V102H228ZM241 103V102H240ZM240 103H238L237 105H239ZM246 103V102H245ZM248 103V102H247ZM116 104V103H115ZM153 104V103H152ZM156 104V103H155ZM158 104V103H157ZM229 104H231V103H229ZM106 105V104H105ZM114 105V104H113ZM173 105V104H172ZM213 105H217V104H214L213 103ZM223 105H225V104H223ZM233 105V104H232ZM232 105H230V106H232ZM247 105V104H246ZM248 105H249V103H248ZM108 106V105H107ZM111 106V105H110ZM109 106V107H110ZM156 106V105H155ZM163 106V105H162ZM240 106H241V104H240ZM257 106V107H256ZM259 106V107H258ZM261 106V107H260ZM87 106H85V108H86ZM104 107V106H103ZM116 107H117V105H116ZM116 107H114L113 109H115ZM128 107V106H127ZM205 107V106H204ZM227 107V106H226ZM228 107H229V105H228ZM78 109V111H76L77 109ZM120 108V107H119ZM142 107H140V109H141ZM163 108V107H162ZM216 109V111H217V107H215ZM219 108H220V106H219ZM218 108V109H219ZM222 108H223V106H222ZM236 108V107H235ZM241 108V107H240ZM239 108V109H240ZM246 108H248V107H246ZM103 109V108H102ZM105 109V108H104ZM127 109V108H126ZM232 109V108H231ZM137 110H139V108L137 109ZM204 110V109H203ZM222 109L220 108V110H218V112H216V113H219L220 111H221ZM234 110V109H233ZM256 110H254V111H256ZM43 111V112H44ZM111 111V110H110ZM113 111V110H112ZM115 111V110H114ZM118 111H120V109L118 110ZM163 111V110H162ZM223 111V110H222ZM221 111V112H222ZM227 111V110H226ZM81 112V111H80ZM207 112V111H206ZM230 112V111H229ZM27 113H28V115H27ZM70 113V112H69ZM71 113H72V111H71ZM82 113V112H81ZM111 113V112H110ZM159 113V112H158ZM163 113V112H162ZM200 113H201V111H200ZM199 113V114H200ZM215 113V112H214ZM228 113V112H227ZM234 113H235V110H234ZM79 115H80V113H78ZM129 114V113H128ZM155 114H157V112L155 111ZM187 114V113H186ZM193 114V113H192ZM191 114V115H192ZM197 114H198V112H197ZM203 114V113H202ZM208 114H209V112H208ZM229 114V113H228ZM233 114V113H232ZM16 116V120H18L19 121V125L17 126V127H11V126H9L10 125V121L8 120V118L9 117H12V116ZM44 115V114H43ZM73 115V114H72ZM75 115V114H74ZM78 115V116H79ZM83 115V114H82ZM88 115V114H87ZM105 115H106V112H105ZM112 115V114H111ZM116 115H118V114H116ZM145 115V114H144ZM162 115V114H161ZM207 115V114H206ZM217 115V114H216ZM219 115H220V113H219ZM70 117H71V114L69 115ZM78 116H72L73 118H78ZM90 116V115H89ZM97 116V115H96ZM107 116V115H106ZM123 116H124V113H123ZM155 116V115H154ZM153 116V117H154ZM186 116V115H185ZM200 116V115H199ZM210 116H215V114L213 115H210ZM227 117H228V115H226ZM6 117V118H5ZM33 117V116H32ZM37 117V116H36ZM85 117V116H84ZM84 117H83V119H84ZM91 118H92V116H90ZM94 117V116H93ZM103 117V116H102ZM109 117V116H108ZM111 117V116H110ZM109 117V118H110ZM158 117H160L159 115H158ZM162 117H163V115H162ZM175 117H176V115H175ZM194 117H195V115H194ZM203 117V116H202ZM224 117V116H223ZM223 117H221L222 118V120H223ZM230 117H232V116H230ZM41 118V117H40ZM60 118V117H59ZM65 117H63V119H64ZM80 118H81V116H80ZM80 118H78L79 120H81ZM100 118V116L98 117V119ZM206 118V117H205ZM215 118H218L217 116L215 117ZM235 118V117H234ZM255 118V117H254ZM45 119V118H44ZM43 119V121L45 122V120ZM61 119V118H60ZM59 119V120H60ZM67 119V118H66ZM87 119V118H86ZM93 119V118H92ZM102 119V118H101ZM160 119V118H159ZM193 119V118H192ZM196 119H197V117H196ZM225 119V118H224ZM229 119V118H228ZM236 119V118H235ZM256 119V118H255ZM41 120V119H40ZM78 120V121H79ZM94 120H95V118H94ZM103 120H105V119H103ZM106 120H107V118H106ZM225 120H227V118L225 119ZM33 121V120H32ZM35 121V120H34ZM64 121V120H63ZM68 121H69V124H71V121H70V118L68 119ZM74 121V120H73ZM73 121H72V123H73ZM89 121H91V120H89ZM97 121V120H96ZM99 121V123H102L101 122V120H98ZM216 121H217V119H216ZM236 121V120H235ZM65 122V121H64ZM82 122V121H81ZM80 122V125L82 124ZM84 122V121H83ZM105 122H107V121H105ZM130 122V121H129ZM152 122V121H151ZM156 122V121H155ZM154 122V123H155ZM160 122V121H159ZM159 122H157V123H159ZM164 122V121H163ZM169 122V121H168ZM171 122V121H170ZM182 122V121H181ZM197 122V121H196ZM230 122V119L228 120V123ZM234 122V121H233ZM254 122L256 123V120H254ZM31 123V124H30ZM61 123H62V121H61ZM60 123V124H61ZM75 123H76V119H75ZM114 123H115V121H114ZM131 123V122H130ZM156 123V124H157ZM166 123H167V121H166ZM172 123V122H171ZM178 123H180V122H178ZM223 123V122H222ZM225 123H226V121H225ZM231 123H232V120H231ZM237 123V122H236ZM55 124H57L56 122H55ZM89 124H90V122H89ZM110 124V123H109ZM112 124V123H111ZM132 124V123H131ZM134 124V123H133ZM153 124V123H152ZM162 124V123H161ZM176 124V123H175ZM181 124V123H180ZM183 124H184V122H183ZM227 124V123H226ZM247 124H248V122H247ZM46 125V124H45ZM52 125H54L53 123H52ZM58 125V124H57ZM73 125V124H72ZM83 125H85V124H83ZM83 125H81V127L83 126ZM115 125V124H114ZM135 125H136V123H135ZM137 125H139V124H137ZM141 125V124H140ZM195 125H196V123H195ZM216 125H218V121H217V124ZM215 123H213V122H211V121H207V122H197V125H196V127H199L198 129H203V132L204 131H209L211 134V136H212V133H213V131H214V128H215ZM228 125V124H227ZM232 125V124H231ZM231 125H228V126H230L231 127ZM234 125H236L235 123H234ZM238 125V124H237ZM60 127H61V125H59ZM62 126H63V124H62ZM66 126H68L67 125V123H66V125H65V131H66ZM74 126V125H73ZM73 126H72V128H73ZM87 126V125H86ZM118 126V125H117ZM117 126H115V127H117ZM169 126V125H168ZM190 126V125H189ZM223 126V125H222ZM37 127V126H36ZM48 127V126H47ZM51 127V126H50ZM53 127V126H52ZM59 127V128H60ZM77 127H78V125H77ZM111 127H112V125H111ZM161 128H162V126H160ZM177 127V126H176ZM194 127V126H193ZM196 127H194L195 129H196ZM34 128V129H33ZM62 128V127H61ZM69 128H71V127H69ZM79 128L80 127H78V128H76L77 129V131H76V133H77V135H78V133H79ZM83 128V127H82ZM81 128V129H82ZM84 128H85V126H84ZM98 128V127H97ZM107 128V127H106ZM153 128H154V126H153ZM175 128V127H174ZM178 128H179V125H178ZM180 128H181V125H180ZM189 128V127H188ZM187 128V129H188ZM192 128V125L190 126V129ZM216 128H217V126H216ZM219 128V127H218ZM49 129V128H48ZM51 129H53V130H55V131H57L55 128H51ZM108 129H110V128H108ZM111 129H115V128H111ZM133 129H134V127H133ZM156 129V128H155ZM164 129H165V127H164ZM183 129V127L180 129V130H182ZM226 129V128H225ZM230 128H228V130H229ZM53 130H50L49 129V131H53ZM60 130V129H59ZM64 130V129H63ZM69 130L70 129H68V132H69ZM72 130V129H71ZM74 130V129H73ZM87 130V129H86ZM102 130V128H100V131ZM105 130V129H104ZM158 130V129H157ZM192 130V129H191ZM62 131V130H61ZM65 131H63V132H65ZM96 131H97V129H96ZM105 131H108L107 129L105 130ZM104 131V132H105ZM113 131V130H112ZM112 131H110V136H111V133L114 135L115 133L114 132H112ZM176 131V130H175ZM178 131H179V129H178ZM189 131V130H188ZM195 131V130H194ZM88 132V131H87ZM98 132V131H97ZM117 132V131H116ZM152 132V131H151ZM155 132H156V130H155ZM158 132H159V130H158ZM163 132V131H162ZM161 132V133H162ZM189 132H191V131H189ZM202 132V131H201ZM51 133V132H50ZM66 133H67V131H66ZM71 133H73V132H71ZM188 133V132H187ZM192 133V132H191ZM191 133H189V134H191ZM195 133V132H194ZM193 133V134H194ZM54 134V133H53ZM61 134L62 133H60L59 132V137L61 138ZM68 134V133H67ZM75 134V133H74ZM81 134V133H80ZM101 134V133H100ZM168 134V133H167ZM174 134V133H173ZM176 134V133H175ZM196 135L198 134V132L197 133H195ZM201 134H203V133H201ZM209 134V133H208ZM214 134V133H213ZM218 134V133H217ZM228 134H229V132H228ZM30 135V134H29ZM56 135V134H55ZM76 135V136H77ZM105 135H107V134H105ZM157 135V134H156ZM159 135H160V133H159ZM177 135V134H176ZM179 135V134H178ZM226 135V134H225ZM31 136H34V135H32L31 134ZM71 136H72V138H73V135L71 134ZM75 136V137H76ZM101 136H102V134H101ZM167 136V135H166ZM169 136V135H168ZM205 136V135H204ZM214 136V135H213ZM212 136V137H213ZM219 136H220V134H219ZM230 136V135H229ZM229 136H227L228 138H229ZM234 136V137H233ZM59 137H57V138H59ZM80 137V136H79ZM108 137V136H107ZM160 137V136H159ZM162 137V136H161ZM160 137V138H161ZM170 137H171V135H170ZM210 137V136H209ZM211 137V138H212ZM216 137H217V135H216ZM221 137V139H222V136H220ZM219 137V138H220ZM223 137H224V134H223ZM83 139L85 138L84 136L82 137ZM149 138V137H148ZM48 139V138H47ZM56 139V138H55ZM74 139V138H73ZM76 139V138H75ZM78 139H80V138H78ZM163 139V138H162ZM166 139H167V137H166ZM205 139V138H204ZM216 139V138H215ZM218 139V138H217ZM227 139V138H226ZM245 139V138H244ZM24 140V141H23ZM38 140V139H37ZM56 140H58V139H56ZM85 140V139H84ZM148 141H149V139H147ZM184 140H186V139H184ZM183 140V141H184ZM219 140V139H218ZM223 140V139H222ZM238 140V139H237ZM240 140V139H239ZM238 140V141H239ZM246 140V139H245ZM246 140V141H247ZM75 141V140H74ZM173 141V140H172ZM175 141V140H174ZM178 141V140H177ZM183 141H181L182 143H183ZM215 141V140H214ZM233 141V140H232ZM238 141H235V143L236 142H238ZM242 141H244V140H242ZM83 142V141H82ZM150 143H152L151 142V140L149 141ZM149 142H148V144H149ZM161 142V141H160ZM167 142V141H166ZM170 142V141H169ZM188 142H189V140H188ZM191 142V141H190ZM223 142V144H225L226 142H225V139L222 141ZM37 144H38V142H36ZM75 143H77V142H75ZM79 143H80V140H79ZM127 143V142H126ZM154 143H155V141H154ZM158 143V142H157ZM164 143V142H163ZM163 143L161 144V145H163ZM175 143H177V142H175ZM174 143V144H175ZM207 143H209V142H207ZM211 143V142H210ZM209 143V145L211 146V144ZM215 143V142H214ZM221 143V142H220ZM238 143H241V141L240 142H238ZM244 143H245V141H244ZM81 144H83L84 145V143H81ZM81 144L79 145V147L81 146ZM123 144H125V143H123ZM123 144H122V146H123ZM128 144V143H127ZM127 144L125 145V148H126V146H127ZM132 144V143H131ZM160 144V143H159ZM194 144V142H192V145ZM198 144H200V143H198ZM242 144V143H241ZM26 145H27V143H26ZM44 145V147H45V145L46 144H41V147ZM157 144L155 143V146H156ZM184 145V144H183ZM188 145H189V143H188ZM201 145H202V143H201ZM207 144H205V146H206ZM217 145H218V143H217ZM244 145V144H243ZM47 146V145H46ZM101 146H103V145H101ZM114 146V145H113ZM119 145H117V147H118ZM121 146V145H120ZM152 146V145H151ZM155 146H153V147H155ZM181 146H182V144H181ZM184 146H186V145H184ZM196 146V145H195ZM200 146V145H199ZM203 146H204V144H203ZM242 146V145H241ZM248 146H249V144H248ZM40 147V148H41ZM86 147V146H85ZM84 147V148H85ZM88 147V146H87ZM98 147V146H97ZM96 147V148H97ZM104 147V146H103ZM128 147V146H127ZM131 147V146H130ZM157 147V146H156ZM155 147V148H156ZM180 147V146H179ZM183 147V146H182ZM201 147V146H200ZM214 147V146H213ZM213 147L211 148L210 147V149H213ZM220 147V146H219ZM223 147V146H222ZM221 147V150L223 149ZM239 147V146H238ZM247 147V146H246ZM252 147V146H251ZM251 147L249 148V149H251ZM45 148H47V147H45ZM77 148V147H76ZM84 148L82 149V150H84ZM99 148V151H97V152H95V156H96V158H97V160H96V162H97V165H100V168H99V172L101 171L102 172V170H105V168H106V165H108L109 164V161H108V157L106 156L107 154V152H105V150H103L102 148H100V147H98ZM113 148V147H112ZM111 148V149H112ZM176 148H177V146H176ZM185 148H187V147H184V149ZM199 148V147H198ZM203 148V147H202ZM243 148V147H242ZM44 149V148H43ZM78 149V148H77ZM116 149H118V148H116ZM130 149V148H129ZM128 149V150H129ZM171 149V148H170ZM180 149V148H179ZM179 149H177V150H179ZM197 149V148H196ZM209 149V148H208ZM214 149H215V147H214ZM254 149V148H253ZM46 150H48V149H46ZM69 150V149H68ZM71 150H73V149H71ZM80 150V149H79ZM121 150H122V147H121ZM127 149H126V151H128ZM131 150V149H130ZM173 150V149H172ZM190 150V149H189ZM192 150H194V149H192ZM199 150H201V149H199ZM216 150V149H215ZM246 150H247V148H246ZM28 151H26V152H28ZM70 151V150H69ZM76 151V150H75ZM74 150L71 152V153H73V155H75L74 154V152H75ZM84 151H86V150H84ZM89 151H90V149H89ZM92 151V150H91ZM113 151V150H112ZM119 151V150H118ZM123 151V150H122ZM121 151V152H122ZM131 151H133V150H131ZM167 151H169V149L167 150ZM203 151H204V148H203ZM209 151V150H208ZM217 151L219 152V148L217 149ZM216 151V152H217ZM223 151H226V149L225 150H223ZM253 151V153H254V150H252ZM260 151V150H259ZM259 151H258V153H259ZM41 152H42V149H41ZM124 152V151H123ZM166 152V151H165ZM172 152V151H171ZM178 153H179V151H177ZM211 152V151H210ZM232 152H234V151H232ZM241 152V151H240ZM248 152V151H247ZM264 152V151H263ZM17 153H15L16 155H17V158L19 157L18 156V154ZM39 153V152H38ZM119 153V152H118ZM125 153H128V152H124L123 154H125ZM131 153V152H130ZM133 153V152H132ZM167 153V152H166ZM202 153H204V152H202ZM213 153H215V151H213ZM226 153V152H225ZM246 153V152H245ZM12 154V153H11ZM42 154V153H41ZM43 154H44V150H43ZM79 154V153H78ZM78 154H76V155H78ZM83 154V153H82ZM122 154V153H121ZM164 154V153H163ZM162 153H161V155H163ZM171 155H173L172 153H170ZM192 154V153H191ZM206 154V153H205ZM209 154V153H208ZM220 154H223V153H220ZM251 154V153H250ZM260 154V153H259ZM23 155H24V153H23ZM37 155V154H36ZM80 155V154H79ZM93 155V154H92ZM187 155V154H186ZM193 155V154H192ZM199 155V154H198ZM201 155V154H200ZM226 155V154H225ZM232 155H234L233 153H232ZM238 155V154H237ZM236 155V156H237ZM240 155V154H239ZM255 155H256V152H255ZM254 155V156H255ZM258 155V154H257ZM256 155V156H257ZM21 156V155H20ZM27 156V155H26ZM28 156H30V155H28ZM49 156V155H48ZM72 156V155H71ZM95 156H94V158H95ZM120 156H122V155H120ZM177 156H178V154H177ZM182 156H183V154H182ZM197 156V155H196ZM215 156V155H214ZM221 156V155H220ZM230 156V155H229ZM240 156H242V155H240ZM253 156V157H254ZM13 157H16V156H13ZM68 157V156H67ZM70 157V156H69ZM68 157V158H69ZM72 157H74V156H72ZM175 157V156H174ZM187 157H188V155H187ZM191 156H189V158H190ZM192 157H194V156H192ZM228 157V156H227ZM226 157V158H227ZM235 157V156H234ZM253 157H252V160H253ZM17 158H16V164H19L20 163V161L21 160H17ZM185 158V157H184ZM199 158V157H198ZM197 158V159H198ZM202 158H204V157H202ZM214 158V157H213ZM212 158V159H213ZM217 158H218V156H217ZM216 158V159H217ZM220 158V157H219ZM226 158H224V159H226ZM229 158V157H228ZM227 158V161L229 160ZM231 158V157H230ZM245 158V157H244ZM249 158V157H248ZM260 158V157H259ZM262 158H263V156H262ZM71 159V158H70ZM75 159V158H74ZM162 159H163V156H162ZM179 159V158H178ZM178 159H176V161H178ZM188 159V158H187ZM192 158H190V160H191ZM201 159V158H200ZM200 159H198V161L200 160ZM205 159V158H204ZM203 159V160H204ZM223 159V160H224ZM232 159V158H231ZM235 160H236V158H234ZM238 159V158H237ZM247 159V158H246ZM256 159H258L257 157H256ZM264 159V158H263ZM262 159V160H263ZM30 160V161H29ZM29 160H26V162H24V163H20V165H21V167H22V169H23V171H17L16 173H14L13 172V174L11 175H9L10 177L8 178V180H7V182H5L6 183V186H7V189L9 190V192L10 193H14V194H20L19 196V198H21V194H25V193H28L26 196H28L29 195V193L30 194H32V196L36 199V198H40V197H43V198H46L47 196H44V195H48L49 197H51V200H53V201H57V200H59V201H64V202H66V204L67 203H69L70 201H71V196L70 195H72V194H70V192H68V191H59V186L61 185V184H63V183H65L66 181L65 180H63V178L59 175V174H61V173H59L55 178H56V181H55V191H52V193H51V191H50V193H49V189H48V187H49V185L46 183V181H45V179H42L41 177V179L38 181H36V180H34L33 179V177L31 176V174H30V170H28L33 164H32V162H33V160H31V159H29ZM69 160V159H68ZM180 160V159H179ZM182 162H184V160H186V159H183L182 158ZM202 160V159H201ZM219 160V159H218ZM217 160V161H218ZM222 160V156H221V160H219V161H223ZM241 160H243V159H241ZM261 160V161H262ZM71 161V160H70ZM163 161V160H162ZM170 161H172V160H170ZM175 161V160H174ZM173 161V162H174ZM174 162V163H177V162ZM181 161V160H180ZM192 161V160H191ZM190 161V162H191ZM208 161H210V160H208ZM225 161V160H224ZM245 161V160H244ZM261 161H259L260 162V166H261ZM10 162H11V160H10ZM9 162V163H10ZM73 162V161H72ZM181 162V163H182ZM186 162H187V160L185 161V164H186ZM204 162H205V160H204ZM228 162H230V161H228ZM234 162V161H233ZM263 162H264V160H263ZM262 162V163H263ZM15 162H11V164H14ZM34 163H35V161H34ZM91 163V162H90ZM90 163L88 164L89 166H90ZM93 163H94V161H93ZM145 163V162H144ZM189 163V162H188ZM224 163V162H223ZM237 163V162H236ZM251 163H252V161H251ZM250 163V164H251ZM253 163H255V162H253ZM16 164H14V165H16ZM157 164V163H156ZM183 164V163H182ZM205 164V163H204ZM215 164H216V161H215ZM215 164H214V166H215ZM219 164V163H218ZM226 164H227V162H226ZM229 164V163H228ZM238 165H239V163H237ZM243 164V163H242ZM241 164V165H242ZM73 165V164H72ZM80 165V164H79ZM93 165V164H92ZM91 165V166H92ZM233 165V164H232ZM253 165H255V164H253ZM258 165V164H257ZM19 166V165H18ZM127 166V165H126ZM223 166V165H222ZM226 166V165H225ZM250 166V165H249ZM260 166H259V168H260ZM262 166H263V164H262ZM16 167V166H15ZM57 167V166H56ZM74 167V166H73ZM87 167V166H86ZM93 167H94V165H93ZM97 167V166H96ZM108 167V166H107ZM128 167H129V165H128ZM218 167H219V165H218ZM227 167H228V165H227ZM226 167V168H227ZM235 167H236V165H235ZM242 167V166H241ZM243 167H245V165L243 166ZM1 168V167H0ZM55 168V167H54ZM63 168V167H62ZM88 168V167H87ZM121 167H119L118 168V171L117 172H115V173H113V178L111 177L110 178V180L108 181L107 180V187L108 188H111V187H116V186H118L120 183H121V180H122V178H121V173H122V170L120 169ZM125 168V167H124ZM123 168V169H124ZM230 168V167H229ZM233 168V167H232ZM231 168V169H232ZM61 169V168H60ZM64 169V168H63ZM120 169V170H119ZM208 169V168H207ZM219 169V168H218ZM236 169V168H235ZM241 169V168H240ZM244 169V168H243ZM57 170V169H56ZM87 170V169H86ZM204 170H206V169H204ZM15 171V170H14ZM53 172H54V170H52ZM97 171V172H98ZM125 171V170H124ZM215 171V170H214ZM230 171V170H229ZM233 172H234V169L232 170ZM241 171V170H240ZM240 171H239V174H240ZM12 172V171H11ZM51 172V171H50ZM59 172H60V170H59ZM62 172V171H61ZM95 172H96V169H95ZM94 172V173H95ZM107 172V171H106ZM191 172V171H190ZM216 172H217V170H216ZM63 173V172H62ZM87 173V172H86ZM196 173V172H195ZM237 173H238V171H237ZM55 174H57L56 172H55ZM186 174V173H185ZM194 174V173H193ZM192 174V175H193ZM199 176H203L202 174L200 175L199 173H197ZM197 174H196V176H197ZM235 174H236V172H235ZM239 174H237V175H239ZM154 175V174H153ZM223 175V174H222ZM236 175V176H237ZM189 176V175H188ZM194 176H195V174H194ZM213 176V175H212ZM216 176V175H215ZM225 176V175H224ZM235 176V175H234ZM240 176V175H239ZM8 177V176H7ZM137 177V176H136ZM184 177V176H183ZM192 177V176H191ZM229 177H232V176H229ZM241 177V176H240ZM54 178V179H55ZM200 178V177H199ZM1 179V178H0ZM182 179V178H181ZM191 179V178H190ZM192 179L194 180V178L192 177ZM197 179V178H196ZM221 179V178H220ZM233 179V178H232ZM202 180V179H201ZM237 180V179H236ZM94 180H92V182H93ZM183 181V180H182ZM189 181H191V180H189ZM204 181V180H203ZM234 181V180H233ZM4 182V181H3ZM152 182V181H151ZM194 182H196V181H194ZM201 181H199V183H200ZM123 183V182H122ZM192 183V182H191ZM202 183V182H201ZM86 184V183H85ZM88 184V183H87ZM198 186V185H197ZM1 187H3V186H1ZM199 187H201L200 185H199ZM3 189V188H2ZM112 189V188H111ZM115 189V188H114ZM185 189H186V187H185ZM8 190H6V192L8 191ZM67 190V189H66ZM186 190H188V189H186ZM205 191V190H204ZM4 192V191H3ZM109 192V191H108ZM170 192V191H169ZM168 192V193H169ZM175 192V191H174ZM183 192H186V191H184L183 190ZM2 193V192H1ZM9 193V194H10ZM113 193V192H112ZM180 193H181V191H180ZM6 194V193H5ZM167 194V193H166ZM165 194V195H166ZM173 194V193H172ZM178 194V193H177ZM184 194H186V193H184ZM189 194V193H188ZM199 194V193H198ZM1 195V194H0ZM187 195V194H186ZM7 196V195H6ZM15 196V195H14ZM23 196V195H22ZM112 196V195H111ZM117 196V194L114 196V197H116ZM160 196V195H159ZM167 196V195H166ZM199 196V195H198ZM197 196V197H198ZM24 197V196H23ZM162 197V196H161ZM160 197V198H161ZM165 197V196H164ZM175 197V196H174ZM178 197V196H177ZM187 197H189V196H187ZM200 197V196H199ZM198 197V198H199ZM207 197V196H206ZM217 197V196H216ZM27 198H29V196L27 197ZM48 198V197H47ZM112 198V197H111ZM156 198V197H155ZM159 198V197H158ZM176 198V197H175ZM181 198V197H180ZM1 199V198H0ZM8 199H9V196H8ZM200 199V198H199ZM210 199V198H209ZM3 200L5 201V198H3ZM3 200H2V202H3ZM14 200H15V198H13V200L11 199L10 201L11 202H13L14 203ZM73 200V199H72ZM163 200V199H162ZM9 201V202H10ZM170 201V200H169ZM10 202V203H11ZM157 202H160V201H158L157 200ZM4 203V202H3ZM3 203H1V200H0V204H2V205H4ZM7 203V202H6ZM108 203L109 202H107V201H105L104 199H102V197H100V195L98 196V199L96 200V201H94V200H92L91 202H89V203H85L84 204V206H83V210H84V212H92V210H93V212H94V214H105V212H107L108 213V216L109 217H111V219L112 218H114V219H117L118 218V216H117V214H120V213H118V212H122V209H121V206H120V203H119V201H117L116 200V198L114 199V198H112L111 200H110V209H109V205H108ZM122 203L123 202H121V205H122ZM186 203V202H185ZM83 204V203H82ZM189 204V203H188ZM254 204V203H253ZM258 204H259V202H258ZM8 206V209H9V205L8 204H5V209L7 208V206ZM108 205V206H107ZM162 205H164V204H162ZM186 205V204H185ZM192 205V204H191ZM190 205V206H191ZM252 205V204H251ZM160 206V205H159ZM188 206V205H187ZM195 206H196V204H195ZM242 206V205H241ZM253 206V205H252ZM256 206H258L257 204H256ZM1 207V206H0ZM4 207V206H3ZM14 207V206H13ZM212 207V206H211ZM259 207V206H258ZM168 208V207H167ZM188 208V207H187ZM236 208V207H235ZM4 209V211H6ZM159 209V208H158ZM161 209H163L162 207H161ZM261 208H259V210H260ZM116 210V211H115ZM181 210H182V206H181ZM198 210V209H197ZM197 210H196V212L195 213H197ZM203 210V209H202ZM250 210V209H249ZM253 212H254V207H253ZM264 210V209H263ZM263 210H262V212H263ZM12 211V210H11ZM134 211V210H133ZM133 211H131L130 210V213L128 214V215H131L132 213L131 212H133ZM135 211H137V209H135ZM168 211V210H167ZM194 211V210H193ZM258 211V210H257ZM2 212H3V210H2ZM7 212V211H6ZM125 212V211H124ZM138 212V211H137ZM175 212V211H174ZM180 212V211H179ZM184 213H183V218H185V219H189L190 218V216H191V211L190 210H188V209H185L184 211H183ZM250 212H252V211H250ZM249 212V214H250V216L248 217V218H251L252 217V215H251V213ZM253 212H252V214H253ZM259 212H261V211H259ZM7 213H9V212H7ZM134 213H136V212H134ZM165 212H163V214H164ZM178 213V212H177ZM177 213H176V215H177ZM181 213H182V211H181ZM242 213V212H241ZM256 212H254V214H255ZM2 214H4V213H2ZM90 214H93V213H90ZM141 215L142 216V218H146V220L147 219H150V218H153V217H155L154 216V214L151 212V214L149 215V214H145L143 211H139V213H138V215ZM197 214H199V213H197ZM248 214V215H249ZM254 214H253V217H256L257 215H258V213H257V215L256 216H254ZM263 214H264V212H263ZM8 216L10 215V214H7ZM128 215H127V217H128ZM165 215V214H164ZM210 215V214H209ZM241 215V214H240ZM4 216H6L5 214H4ZM100 216V215H99ZM117 216V218H115ZM192 216H194L195 217V215H193L192 214ZM204 216V215H203ZM227 216V219L229 218L228 217V215H226ZM10 217V216H9ZM103 217V216H102ZM126 217V216H125ZM175 217V216H174ZM197 217H198V215H197ZM200 217V216H199ZM260 217H261V215L259 216L258 215V217H256V218H259L260 219ZM129 218V217H128ZM196 218V217H195ZM206 218V217H205ZM204 218V219H205ZM210 218V217H209ZM246 218V217H245ZM119 219V218H118ZM177 219V218H176ZM175 219V220H176ZM196 219H198V218H196ZM203 219V220H204ZM211 219V218H210ZM209 219V220H210ZM226 219V220H227ZM230 219V218H229ZM254 219V218H253ZM261 219H262V217H261ZM263 219H264V216H263ZM262 219V220H263ZM175 220L173 219V222H175ZM202 220V222H204ZM206 220H208V219H206ZM212 220V219H211ZM218 219H215V221L216 222H214L213 224H211L209 221H207V222H209L210 224H211V227L210 228H212L213 230H214V228H216V230H218V228L219 227H221L222 226V223H221V220L220 221H217ZM249 220V219H248ZM247 220V225H248V223H249V221ZM254 220H256V219H254ZM254 220L252 221L253 222V228L255 227L254 226V224L256 225V223L258 222V221H256L255 223H254ZM127 221V220H126ZM148 221V220H147ZM170 221V220H169ZM176 221H178V220H176ZM183 221V220H182ZM189 221V220H188ZM192 221V220H191ZM196 221V220H195ZM198 221V220H197ZM224 221V220H223ZM222 221V222H223ZM236 221H237V219H236ZM235 221V222H236ZM246 221V220H245ZM245 221H243V222H245ZM250 221H251V219H250ZM156 222V221H155ZM172 222V221H171ZM171 222H170V224H171ZM201 222V221H200ZM211 222H213V221H211ZM259 222H261V221H259ZM262 222H264V221H262ZM117 223V222H116ZM147 223V224H146ZM183 223V222H182ZM238 223V222H237ZM239 223H241L242 224V221L241 222H239ZM238 223V224H239ZM251 223V222H250ZM164 224V223H163ZM176 224V223H175ZM175 224H171V225H175ZM184 224V223H183ZM192 224V223H191ZM233 224V223H232ZM125 225V224H124ZM200 225H201V223H200ZM205 225V224H204ZM235 225V224H234ZM237 225V224H236ZM251 225V224H250ZM258 225V224H257ZM166 226V225H165ZM165 226L164 225H162V224H158V223H154V224H151V223H148V222H146L145 220H144V222L143 223H141V225H140V227H139V229L140 230H142L143 232H146V233H156V234H159V233H164V231H165ZM172 226V227H173ZM177 226V225H176ZM178 226H179V224H178ZM209 226V225H208ZM259 227L261 226V225H258ZM193 227H194V224H193ZM206 227V226H205ZM177 228V227H176ZM209 228V229H210ZM246 228V227H245ZM262 228V227H261ZM166 229H167V226H166ZM173 229L175 230V227H173ZM182 229V228H181ZM243 229H244V227H243ZM250 229V228H249ZM249 229H248V231H249ZM260 229V228H259ZM169 230V229H168ZM172 230V228L170 229V231ZM174 230L172 231V234L173 233H175L174 232ZM177 230V229H176ZM200 230V229H199ZM206 230V229H205ZM253 230V229H252ZM251 230V231H252ZM255 230H257V226H256V228H255ZM263 230V229H262ZM202 231V230H201ZM206 231H208V230H206ZM210 231V230H209ZM208 231V232H209ZM215 231V230H214ZM242 231V230H241ZM240 231V232H241ZM250 231V233H247L246 232V234H249V235H247L248 236V241H251L252 239L250 238L251 237V234H253L252 232ZM220 232V231H219ZM256 232H259V231H256ZM263 232V231H262ZM166 233V232H165ZM181 233V232H180ZM242 233V232H241ZM171 234V235H172ZM204 234H205V232H204ZM211 234V233H210ZM215 234V233H214ZM220 234V233H219ZM223 234V233H222ZM246 234H244L243 235V237L242 238H244V236L246 235ZM259 234V233H258ZM147 235V234H146ZM203 235V233H201V236ZM207 235V234H206ZM204 236L205 237V239H207V238H209V237H207V236ZM235 235V234H234ZM238 235H240V234H238ZM253 235H255V234H253ZM173 236V235H172ZM174 236H175V234H174ZM203 236H202V238H203ZM257 236V235H256ZM260 236V235H259ZM259 236H257L258 238H260ZM253 237V239H254V236H252ZM264 237V236H263ZM247 238V237H246ZM256 238V237H255ZM73 238H71L70 240H72ZM213 239V238H212ZM211 238H209V240L211 241L212 240ZM214 239H216V238H214ZM249 239H251V240H249ZM69 240V241H70ZM208 240V239H207ZM207 240H205V241H207ZM260 240H263V238L261 239L260 238ZM238 241H239V238H238ZM209 242V241H208ZM254 242V241H253ZM263 242V241H262ZM217 243V242H216ZM259 244V243H258ZM254 245V244H253ZM253 245H252V248L253 249H255L254 247H253ZM257 245V244H256ZM225 246V245H224ZM251 247V246H250ZM256 248H257V250L259 251V253H260V251L261 252H263L264 251V244H262V245H260V246H256ZM247 249H250V248H247ZM253 249H251L252 251H253ZM230 250V249H229ZM255 251V250H254ZM230 252H232L233 253V251H230ZM257 253V252H256ZM234 254V253H233ZM231 257V256H230ZM252 260V259H251ZM231 263V262H230ZM78 264V263H77ZM209 264V263H208ZM264 264V263H263Z\"/></svg>",
    "mask_w": 264,
    "mask_h": 264
},
{
    "label": "clouds",
    "instance_id": "9594fccd",
    "mask_svg": "<svg viewBox=\"0 0 264 264\" xmlns=\"http://www.w3.org/2000/svg\"><path fill=\"white\" fill-rule=\"evenodd\" d=\"M5 3L7 0H0V5ZM29 3L44 4L48 11L57 13L56 21L49 26L54 39L50 40L46 59L59 60L70 68L97 58L101 50L115 51L132 28L136 29L132 34L138 39L157 30L156 39L147 41L149 47L152 43L157 45L152 49L153 54L161 58L192 59V50L182 42L185 38L189 43L196 42L197 37L191 31H184L183 35L180 32L182 25L192 26L195 14L189 13L186 19L174 14V7H178L181 0H103L102 9L92 0L87 10H77V0H29ZM165 36L173 39H164ZM45 223L44 216L34 215L30 221L20 224L0 225V264H50L46 257L52 254L55 239L44 228L36 231ZM5 229L7 239L2 234Z\"/></svg>",
    "mask_w": 264,
    "mask_h": 264
},
{
    "label": "built area",
    "instance_id": "2783aa9c",
    "mask_svg": "<svg viewBox=\"0 0 264 264\" xmlns=\"http://www.w3.org/2000/svg\"><path fill=\"white\" fill-rule=\"evenodd\" d=\"M185 41H186L188 44H193V43H194V42L189 43V41L187 40V38H185ZM195 45H196V44H194V45H190L192 51L194 50ZM71 211H76V210H74V208H72ZM83 213H84L85 215H89L90 212H88V211H87V212H84V210H83Z\"/></svg>",
    "mask_w": 264,
    "mask_h": 264
}]
</instances>
